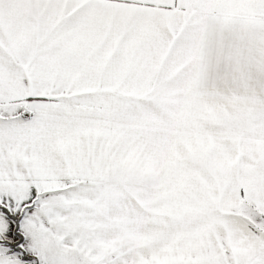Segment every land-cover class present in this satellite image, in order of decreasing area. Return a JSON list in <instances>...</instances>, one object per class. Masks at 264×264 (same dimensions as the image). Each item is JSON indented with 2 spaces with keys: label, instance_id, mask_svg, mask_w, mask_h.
Returning a JSON list of instances; mask_svg holds the SVG:
<instances>
[{
  "label": "snow or ice",
  "instance_id": "1",
  "mask_svg": "<svg viewBox=\"0 0 264 264\" xmlns=\"http://www.w3.org/2000/svg\"><path fill=\"white\" fill-rule=\"evenodd\" d=\"M0 264H264V0H0Z\"/></svg>",
  "mask_w": 264,
  "mask_h": 264
}]
</instances>
